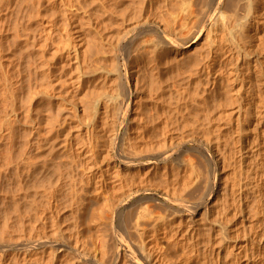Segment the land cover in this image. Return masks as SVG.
<instances>
[{"label":"bare ground","instance_id":"obj_1","mask_svg":"<svg viewBox=\"0 0 264 264\" xmlns=\"http://www.w3.org/2000/svg\"><path fill=\"white\" fill-rule=\"evenodd\" d=\"M39 1L74 29L37 70L74 60L76 94L22 111L2 72L0 264H264V0ZM244 153L247 182L225 169Z\"/></svg>","mask_w":264,"mask_h":264},{"label":"rangeland","instance_id":"obj_2","mask_svg":"<svg viewBox=\"0 0 264 264\" xmlns=\"http://www.w3.org/2000/svg\"><path fill=\"white\" fill-rule=\"evenodd\" d=\"M39 2H40L39 0H28L27 3L23 2L20 8H17L15 2H13L12 10L10 11V13L6 14V9L8 4H6L3 0H0V34L2 30H6L7 34L6 35L4 34V36H6V39L8 38L7 40L5 39V41L7 42H5L4 45L5 50L2 53L3 56L2 61L5 64V68L0 70L1 72L0 78L3 79L4 77V74L2 72H9L11 78L15 76L12 80L18 81V78L20 79V83H19L20 92L18 94V96L20 97H18L19 98L18 104H19V108L22 111H26L31 104H34L36 102L38 103L43 102L38 97L35 98L32 97L33 96L32 92L37 88L38 89L41 88V86L44 85H47L50 89L53 88L52 92L54 93L57 99H64V101L65 100L67 101L69 99L67 102H71L72 98L76 94L73 92L75 89L74 86H76L74 85V83H76L75 81L78 75L77 74L78 68L74 60L70 61V65L66 67H62V64L59 63V61H57L58 59L56 58L57 64L54 66L56 68L52 69L54 73L52 74V78L50 79V82L47 77H44L37 70V66H39V61L41 58L39 55V49H46L45 55L48 54L47 55L48 57H52L57 49H62L66 45L65 44L67 42L66 39L68 35L71 33L72 28L74 29V27L72 26L74 23L72 24V22L67 19L68 15L64 16L63 13L62 14L55 13V11H53L51 8L46 6L44 2L41 3ZM67 6H68L67 10H69L68 12H72V14L75 17L79 18L80 22L77 26H80L82 30L87 28V25H85L84 21L80 20L81 17L83 16L82 11L75 10L76 7L72 8L70 7V5ZM39 17L52 21L53 36L51 37V39L46 38V29L38 21ZM25 37H29V43H25L26 42ZM14 46H15L14 48L15 52L14 55H11L10 49L11 47L13 48ZM259 49L256 50L255 52H252L250 57L254 60H257V62H264V48H259ZM64 96L68 99H66ZM66 105L68 106L69 104L66 103ZM209 105L212 106L214 112L217 111L216 97L212 98ZM232 109L235 110L234 108ZM66 114H68L67 111H64L63 112L64 118L67 116ZM219 118L220 116L217 114L213 116L212 119L214 121L212 123H218L220 121ZM67 119H69V117ZM204 123H208V122H204ZM181 128L183 129V127ZM252 129L254 128H251V130ZM177 131L180 133V130ZM210 131L215 132L216 135L219 134L216 129H211V126H210ZM178 132H177V136H180ZM247 133H249V131ZM263 133H264V122H262L259 130L260 135H262ZM206 136L207 134L204 133H202V135L200 134L201 138L207 139V137H209ZM260 148L263 149L264 144H262ZM239 157L240 156L238 154H235L233 158L230 159V161H228V163L225 166V169L226 168L235 169L237 173H233V176L235 175L236 177H238V179L242 180V182H247L248 179L250 178V175L246 173L247 170L246 167L252 160L247 159L245 157V153H244V159H241ZM262 157H264V152H262ZM231 207L232 206L226 208V210L224 211H221L219 217L224 218V214L226 213L228 214L226 217L228 220V224L230 226L232 225V227L234 228L237 226L236 227L237 230H239L240 228L241 229L249 228L248 226L250 225V223L248 224L242 223L243 225L240 224L241 223L240 220H238L237 217L236 218L234 217V211ZM219 219L221 218L217 217L216 219L217 222ZM234 220H236V222ZM248 233L246 231L247 237H249ZM247 237H243V238L247 239ZM218 248L221 249V246L217 244L215 249L219 250Z\"/></svg>","mask_w":264,"mask_h":264}]
</instances>
